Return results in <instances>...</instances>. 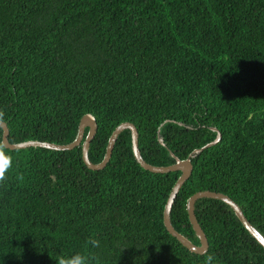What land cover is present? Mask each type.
<instances>
[{"label": "trees", "instance_id": "obj_1", "mask_svg": "<svg viewBox=\"0 0 264 264\" xmlns=\"http://www.w3.org/2000/svg\"><path fill=\"white\" fill-rule=\"evenodd\" d=\"M0 111L12 144H69L91 114L93 164L124 122L154 166L173 164L169 152L186 159L215 139L214 127L220 141L191 158L171 224L199 245L186 202L209 190L229 196L264 236V0H0ZM5 152L0 264H56L81 251L94 264H203L205 254L264 264V249L220 200L194 205L204 254L171 236L162 214L180 172L144 170L129 130L96 171L81 146Z\"/></svg>", "mask_w": 264, "mask_h": 264}, {"label": "water", "instance_id": "obj_2", "mask_svg": "<svg viewBox=\"0 0 264 264\" xmlns=\"http://www.w3.org/2000/svg\"><path fill=\"white\" fill-rule=\"evenodd\" d=\"M0 128L2 130L1 143H3L5 148L10 149V150H19V149H24V148H29V147H35V148L38 147V148H44V149L54 150V151H67V150H72L76 148L77 146H81V158H82L83 163L89 169L95 170V171L101 170L106 166V164L108 163L111 157L112 150H113V147L117 140L118 135L123 130H129L131 134V149H132L133 157L136 160V162L144 170H147L151 173H168V172H175V171L180 172V175L177 178L176 182L174 183L173 187L171 188V191L166 200L163 214H162V221H163V225L166 231L171 236H173L176 240H178L188 251L194 254L201 255V254H204L208 250L207 238L202 228L200 227L197 221V218L195 216V213H194V205L196 201L202 198H212V199L220 200L224 202L225 204H227L230 207V209L233 211L237 219L240 221L242 226L249 233V235L252 238H254L255 241L264 249V236L251 225V223L247 220V218L245 217V215L243 214L242 210L237 205V203H235L229 196L223 193H220V192L209 191V190L198 191L192 194L186 202V212H187L188 220H189V223L196 237L199 240V245H195L194 243H192L187 237H185L183 234L176 231L171 224L170 213H171V208H172L174 199L176 195L178 194L182 185L189 179L191 172H192L191 158L197 156L204 149H207L208 147H211L220 141L221 134L214 127H212L211 130L216 132V137L212 142H209L208 144L204 145L203 147L199 149L193 150L189 154V156L183 160L179 159L172 152H169V155L174 159V163L168 166H154V165H150L147 162H145L138 148L137 129L135 125L131 122L121 123L112 131V133L110 134L108 138L104 158L98 164H93L88 158L89 145L97 131V123L91 114H85L80 119L79 124H78L77 136L75 140L69 144H64V145H59V144H54V143L44 142V141H37V140L35 141L29 140V141H25L21 143L12 144L8 140L9 130H8L7 125L4 122L0 121ZM85 129H87V134L84 137ZM157 140L161 146L166 147L159 131L157 133Z\"/></svg>", "mask_w": 264, "mask_h": 264}, {"label": "clouds", "instance_id": "obj_3", "mask_svg": "<svg viewBox=\"0 0 264 264\" xmlns=\"http://www.w3.org/2000/svg\"><path fill=\"white\" fill-rule=\"evenodd\" d=\"M4 113L0 111V121H3ZM12 168V158L6 154L3 143H0V182L5 181L8 171ZM19 179H23L20 176ZM90 243L94 247L99 246V242L91 240ZM56 264H94V257L90 256L86 251L64 253L55 258ZM203 264H218L213 254H205Z\"/></svg>", "mask_w": 264, "mask_h": 264}]
</instances>
